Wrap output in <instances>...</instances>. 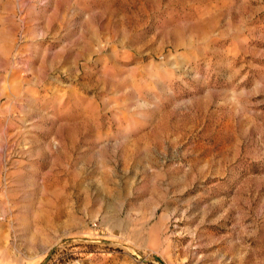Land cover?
I'll list each match as a JSON object with an SVG mask.
<instances>
[{"label":"rangeland","instance_id":"374dc122","mask_svg":"<svg viewBox=\"0 0 264 264\" xmlns=\"http://www.w3.org/2000/svg\"><path fill=\"white\" fill-rule=\"evenodd\" d=\"M0 264H264V0H0Z\"/></svg>","mask_w":264,"mask_h":264}]
</instances>
